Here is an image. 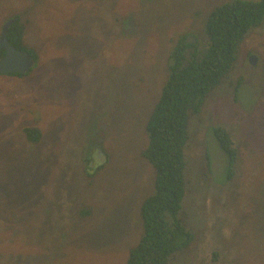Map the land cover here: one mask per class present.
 <instances>
[{
	"label": "rangeland",
	"instance_id": "374dc122",
	"mask_svg": "<svg viewBox=\"0 0 264 264\" xmlns=\"http://www.w3.org/2000/svg\"><path fill=\"white\" fill-rule=\"evenodd\" d=\"M152 1L0 0V24L18 17L39 55L25 75L0 74V264H126L153 189L140 150L168 49L225 0ZM26 127L40 130L36 142ZM215 127L234 144L232 165ZM188 130L181 215L203 211L185 221L193 240L168 264H264V234L245 220L264 212V23ZM82 207L92 212L80 219Z\"/></svg>",
	"mask_w": 264,
	"mask_h": 264
},
{
	"label": "trees",
	"instance_id": "16d2710c",
	"mask_svg": "<svg viewBox=\"0 0 264 264\" xmlns=\"http://www.w3.org/2000/svg\"><path fill=\"white\" fill-rule=\"evenodd\" d=\"M262 23L264 0H225L208 10L203 31L186 30L169 47L167 76L145 120L146 145L140 150L141 157L153 168V189L140 204L141 233L129 249L126 264H168L170 258L184 254V248L192 242V231L185 224L198 218L203 210L200 208L198 212L195 208L196 218L181 215L186 195L189 114L199 111L205 96L234 66L237 48L245 35ZM25 34V25L15 17L6 29V38L15 48L27 51L35 65L39 55L25 43ZM3 53L5 50L1 49L0 55ZM23 132L30 141L36 142L40 137L36 127H26ZM213 133L232 165L237 151L230 136L221 127L213 128ZM205 159L207 176L211 170L208 154ZM88 166L89 160H85L84 168L92 177L94 173L89 172ZM232 174L230 170L227 172L228 177ZM91 212V208L82 207L77 214L81 219ZM245 220L257 229L260 235L256 237L264 234L262 210L250 211Z\"/></svg>",
	"mask_w": 264,
	"mask_h": 264
},
{
	"label": "water",
	"instance_id": "95a60500",
	"mask_svg": "<svg viewBox=\"0 0 264 264\" xmlns=\"http://www.w3.org/2000/svg\"><path fill=\"white\" fill-rule=\"evenodd\" d=\"M13 20H8L1 28L0 48L5 54L0 59V73H24L34 65L32 56L24 50L15 48L6 38V29Z\"/></svg>",
	"mask_w": 264,
	"mask_h": 264
},
{
	"label": "flooded vegetation",
	"instance_id": "af4514ba",
	"mask_svg": "<svg viewBox=\"0 0 264 264\" xmlns=\"http://www.w3.org/2000/svg\"><path fill=\"white\" fill-rule=\"evenodd\" d=\"M1 49L4 50L3 48H0V50H1ZM3 54H4V53H3ZM3 54H2V55H3ZM2 55H0V59H1V56H2ZM250 60H251V62H254V61H255V59H253V57H252ZM16 73L22 74V73H20V72H12V73L9 72V73H3V74H8V75L13 74L12 76H14V75H16ZM24 73H25V72H24Z\"/></svg>",
	"mask_w": 264,
	"mask_h": 264
},
{
	"label": "bare ground",
	"instance_id": "6f19581e",
	"mask_svg": "<svg viewBox=\"0 0 264 264\" xmlns=\"http://www.w3.org/2000/svg\"><path fill=\"white\" fill-rule=\"evenodd\" d=\"M14 20H15V19H13V21H14ZM13 21H12V22H13Z\"/></svg>",
	"mask_w": 264,
	"mask_h": 264
}]
</instances>
